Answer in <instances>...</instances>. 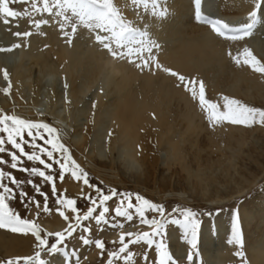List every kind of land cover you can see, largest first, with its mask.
<instances>
[{"label":"bare ground","instance_id":"1","mask_svg":"<svg viewBox=\"0 0 264 264\" xmlns=\"http://www.w3.org/2000/svg\"><path fill=\"white\" fill-rule=\"evenodd\" d=\"M111 1L136 30L137 39L148 46L159 45L152 48L155 61L137 67L141 64L139 59L130 62L128 57L112 56L96 41V32L80 22L71 43L60 41L58 30L51 29L61 17L55 14L54 19L43 24L47 36L32 38L28 44L19 42L15 52L6 58L9 68L0 64V88H8L16 97L12 102L8 99L10 93L0 94V113L14 111L39 120L51 119L63 139L68 138V145L77 151L73 156L92 170L93 163L101 160L111 162L112 166L119 163L134 177L146 175L153 166L150 150H162V165L167 170L177 165L186 172L191 193L209 204H224L248 194L261 180L252 175L249 179L236 171V157L253 150V140L249 139L254 138L259 126L264 132V125L245 127L225 120H209L199 100V82L204 84L205 99L212 98L208 101L218 104L221 110L224 97L264 109V74L243 63L245 58H251L245 52L247 49L264 64V48L260 52L258 46L264 44V39L256 41L259 34L264 38L259 28L262 29L263 22L258 24L264 21V0L258 9L260 21L249 35L227 30L220 35L210 21L217 18L230 28H238L249 22L255 0H201L200 21L195 19L194 0H159L156 12L133 0ZM208 7L216 11L215 18L208 15ZM69 13L70 10L65 14ZM5 28L0 14V41ZM144 55L148 58L147 52ZM173 72L178 75H172ZM179 76H184L185 81H180ZM192 80L197 82L195 97L189 91L191 84L185 87ZM90 93L93 97L86 101ZM260 149L264 152L263 147ZM241 207L240 220L249 233L242 235L248 258L254 264H264V191L257 192ZM232 213L233 210L216 219L215 232L211 222L203 227V253L212 264L225 263L235 255L236 244L228 242L232 237L226 221ZM44 225L48 230L60 231L67 223L56 218L54 223ZM35 246L30 234L0 230V261L29 256ZM68 255V250L63 249L44 261L65 264Z\"/></svg>","mask_w":264,"mask_h":264},{"label":"snow or ice","instance_id":"2","mask_svg":"<svg viewBox=\"0 0 264 264\" xmlns=\"http://www.w3.org/2000/svg\"><path fill=\"white\" fill-rule=\"evenodd\" d=\"M262 0H255L254 10L249 13V22L241 25L238 28H230L227 23H223L220 20L210 21L211 27L220 35H224L225 30L229 32L242 33L249 35L251 30L257 23L258 9L261 5ZM133 3L137 5H143L146 9L151 7L153 12H156L159 7V0H133ZM196 6L195 19L200 21L201 16V0H194ZM34 11H43L52 14L55 8L56 15L64 17L67 21L69 18L65 16V13L70 10L73 16H75L80 23L86 26L93 32H96L95 39L99 42L104 49L108 50L114 57H128L130 62H135V59H139L141 64H137V67H146L149 60L155 61V57L151 56L152 48L159 47L158 44H151L148 46L144 40L137 39L136 30L130 27L124 20L121 13L116 7L113 6L111 0H42V7H38L35 2L32 3ZM27 12V9L25 10ZM0 13L5 17V23H7V17H16L19 15L18 12L14 11L9 7V0H0ZM161 16H164L163 11L160 12ZM36 26L39 27L41 24H46L47 21H36ZM64 27L63 24L60 25ZM99 30V32L97 31ZM76 25H72V33H76ZM100 32L107 33V35H100ZM32 33L24 32L15 33L16 36L28 37ZM65 36L69 37V43L72 42V37L69 36L68 32L64 33ZM145 33H140V36H144ZM151 43V42H149ZM138 45L132 47L131 45ZM115 45V47L113 46ZM18 47V45H16ZM145 52L148 53V58L145 57ZM250 59L245 58L243 63L248 64L256 72L264 74V64H261L254 56L251 55L249 50H245ZM237 63L241 61L237 58ZM157 67H160L157 64ZM170 71V69H165ZM172 75L176 76L177 73L173 72ZM5 78L7 79V72L5 71ZM180 81H185L184 76L178 77ZM189 83L191 87L189 88ZM11 85H9L10 87ZM67 87V84H65ZM185 87L189 88L193 96H196L197 82L192 80L185 83ZM8 88H5V92H8ZM199 100L202 106L205 107V111L208 114L209 120L217 122L225 120L235 125H243L245 127H251L253 124L264 125V109L257 107H249L242 104L240 101L224 97L225 104L224 109L221 110L219 105L205 99L204 84L199 82ZM95 106V105H94ZM10 145L11 150L5 147ZM26 147L30 151H26ZM7 153L11 158L10 168L13 170H19L24 173H28L32 177H39L43 182H47L51 185L52 195L56 198V203L67 207L73 214L75 223L69 221V216L65 214L61 208H57L59 215L68 222V227L63 231H57L55 233H45V236L41 235L42 229L34 223L33 220L24 218L22 219L19 212L10 206V202H15L17 199L22 204L35 203L39 208V201L35 200L34 196H30L27 191L24 190V185L31 186L37 195H40L44 199L45 212L49 211L48 205V193L43 192L41 185L34 182L32 179L27 181L18 180L12 171H5L3 167H0V228H9L12 232H26L31 231L37 241V248L34 256L16 257L7 261V264H46V261L40 259L41 251H48L49 253L56 251H63L59 245L63 244L67 239L71 238L73 233L77 229L83 227L82 221H87L89 218H93L97 224L101 221L106 220V213L109 212L107 202L113 200L114 197H120L119 203L114 208L115 216L126 217L127 220L133 219V214L130 209L139 216L140 223L146 224L152 227L151 232L143 233H126L121 234L119 243L121 247L118 251L108 252V264H113V259H122L127 264L133 257V253L128 251L130 244H138L140 242L145 243L149 249L155 245L156 252V264H176L173 260L171 253L167 249V245L163 243V240L159 241L156 237H162L163 232V221L152 217H147L148 211L158 212L160 217L165 216V209L162 205L153 203L152 201L144 198L143 196L133 194L131 192H117L116 189H111L108 192L102 187L96 184L90 183L88 173L84 171L73 159L70 154L69 148L61 142L59 137V131L57 128L51 126L47 122L34 121L30 119H23L16 115H8L0 113V154ZM19 153V155H18ZM22 157L26 158L29 162H38L42 167H19L23 161ZM8 161L0 156V165H6ZM54 165L58 166L59 169V180L65 179V173H70L71 176L77 180L83 181V184L88 186L95 192V196L91 193L84 196V199L90 203L87 210L81 215L80 208L77 207V201L72 198H67L61 193L57 196L56 179L54 174ZM7 181V182H6ZM9 182L12 185L9 186ZM133 196L135 197L136 203L132 202ZM125 200L127 204L125 206ZM100 208V212L97 216L93 217V213L96 209ZM172 212H178L182 219L173 218L167 223L174 225H181L185 230H190L192 239L189 241L191 248L196 249V234L200 226V221L196 218L197 213L191 208L184 209H172ZM211 213H209L210 215ZM85 233L90 231V228L83 227ZM47 236H55L56 242L52 243L48 247ZM125 236L135 237V239H129L125 242ZM82 242L87 245L92 243L87 236H81ZM229 243H235L243 247V238L240 231L239 225L234 221L232 227V239ZM95 246L101 250L103 254L105 244L102 240H95ZM127 255L121 256L126 253ZM194 252L190 251L188 254V261H193ZM239 255V253H237ZM67 255V254H66ZM76 256V253H72ZM147 258V253H145ZM78 259V257H77Z\"/></svg>","mask_w":264,"mask_h":264},{"label":"rangeland","instance_id":"3","mask_svg":"<svg viewBox=\"0 0 264 264\" xmlns=\"http://www.w3.org/2000/svg\"><path fill=\"white\" fill-rule=\"evenodd\" d=\"M33 2H35L38 7H42V0H9V7L18 12L19 15L16 17H7V23H5L4 15L0 13L6 27L5 33H2L3 39L0 41V64H2L5 69L9 68V66L5 64L7 62L6 58H8V54L15 52V48L19 47V42L28 44L29 40H31L32 38H44L45 36H47L45 33L46 27L43 24L37 27L35 22L47 21L49 20V18L54 19V17L56 16L55 14L57 10L55 8L53 9L52 14L43 11H34L32 8ZM49 2L51 3V0H49ZM26 9L27 12H25ZM69 14H65V16L69 18L67 21L64 19V17H59L55 22L54 28H51L52 30H58V36L61 38L60 41L69 42V37L64 35L65 32L69 33V36L72 37V41L74 39V36L76 35V33H72V25L75 24L77 28L79 26V21L71 13ZM61 24L64 25L63 28L60 27ZM262 30V33L264 34V21ZM17 32H31L32 34L28 37H23L16 36L15 33ZM262 37H264V35ZM262 39L264 38H261V34H259V37L256 41L260 42ZM262 44L263 43L258 45L260 47H258L260 52H263L264 44L263 46ZM16 45H18V47ZM42 50L45 51V47L42 48ZM1 89L2 88H0V94L3 96L7 95V93H3L5 91ZM8 93L11 94L8 95V99L14 102V100L16 99L15 95L12 91H9ZM92 97L93 95L92 93H90L86 96L85 100L90 101ZM210 99L212 100V98L209 97L208 100ZM25 101L29 103L28 100ZM4 114L16 115L23 119L47 122L51 126L54 125L53 121L51 119L48 120L47 118L39 120L33 117H28L26 115H19L14 111ZM53 127L56 128L55 125ZM59 137L61 142L69 148L70 154L72 155L73 159H75L80 167L88 173L90 183L102 187L105 192H108L111 189H116L117 192H131L133 194L138 193L139 195L152 201L153 203L160 204L164 207V217H160L158 212L153 211H148L146 215L150 219L152 217H156L157 219H160L164 222L163 228L161 229V231L163 232V236L156 237L155 239H157L158 241L160 239L163 240V243L167 245V249L171 253L176 264H190L187 259L190 251L195 253L191 264H212L207 260L205 254L203 253V247H206V245L202 242L203 227L207 222H211V229L213 232H215L216 219L218 217L224 216L225 214H228L231 210H233L231 218L229 219L228 217V219L226 220L227 222H229L231 237L234 221L238 223L242 235L249 236L248 229L245 230L246 224H243V222L240 220L242 216L241 206L244 205V203L246 204V202H249L257 192L264 191V152H262L260 149V147L264 148V132L261 131L260 126L257 130L254 131V138L249 139L250 141H254H251L250 143L252 147L257 149L255 150L253 148L252 150L251 148L249 151H246V153H243L245 155H243L242 153L239 154L236 157L235 162L236 171L245 174V176H247V178L249 179H252L254 176H259V179L261 180L260 184L254 187L255 189L253 188L252 190H250L248 194L232 200V203L226 202L224 204L216 205L209 204V201H207L206 199H202L200 195H196L193 192L191 193V186H189V184H186L189 183L186 177L187 174L186 172L182 171L177 165H173L170 170H167L162 165L160 159V155L163 153L162 150H150L149 153L152 155L151 163L153 166L149 168V171H146V175H138L134 177L133 174L127 173V171H125V169L119 163H117L116 166H112V163L109 161L103 162L101 160H97L93 163L94 170H92L90 167L86 166L85 163H81L75 156H73V154L77 151H75L74 148H71L68 145V138L66 140L63 139L60 133ZM5 147L11 150L10 145L6 144ZM138 147L142 149V145L139 144ZM26 151H30V149L26 147ZM249 152L250 154H248ZM257 155H259L260 157H257ZM0 156H3V158L8 161V164L0 165V167H3L5 171H12L18 180H34L35 183L41 185L43 192L48 193L49 211L45 212L43 210V197L37 195L35 193V190L31 186L27 185V183H25L24 190L27 191L30 196H34L35 200L39 201V208L35 203H28L26 205L22 204L19 199H17L15 202H10V206L13 207L17 212H19L22 219L27 218L33 220L34 223H36L42 229V236H45V233L57 232L46 229L44 225L45 222L54 223L56 218L64 221V219L59 215L57 208H61V210H63L65 214L69 216V221L75 223V220L73 219L74 214L67 207L58 205L56 203V198L52 195L51 185L49 183L43 182L39 177H32L28 173L11 169L10 156H8L7 153L0 154ZM227 157H229V154L227 155ZM249 158L250 160H248ZM22 161L23 163L19 167H42L38 164V162H29L26 160V158L23 157ZM255 162L257 166H255ZM242 169L244 170V172ZM54 170V172H51L49 174H54L57 177V196L63 193L65 197L75 199L77 201V207L80 208V213L82 215L87 210V207L90 206V203L84 199V196L89 193L95 196V192L88 186L84 185L82 180H75L71 176V174L67 172L65 173V179L63 181H60L58 178V166L54 165ZM232 172L235 173V170L232 169ZM247 172H249V176L252 175L253 177H249ZM9 186H12L10 182ZM173 191L176 192L175 195ZM160 195H163V197H160ZM119 199L120 197H114L113 200L107 202L109 212L106 213L105 221H101L99 224H97L93 218H89V220L87 221H82L81 223L83 227L90 228V231L85 233L83 227H81L77 229L75 233H73L71 238L67 239L63 244L59 245L60 248L67 249L69 253L65 264H108V252L118 251V249L121 247L119 243L121 234H126L129 232L143 233L152 231L151 226L140 223V218L133 209L129 210L133 214V219L131 221L127 220L126 217L115 216L114 208L119 203ZM132 202L134 204L136 203L134 196L132 198ZM126 204L127 201L125 200V206ZM174 208H191L194 212L197 213L196 218L200 221V226L196 234V249H192L189 243V241L192 239L190 230H185V228L181 225L167 223V221L173 218L182 219V216L178 212H172V209ZM100 210V208H97L96 212L93 213V217L97 216ZM209 213L211 214L209 215ZM66 223L67 225L60 231H63L68 227V222ZM132 227L135 229H131ZM0 230L12 232L9 228H0ZM18 233H22V235L30 234L34 238V242L36 245L34 251L36 252L40 250L37 248V241L31 231ZM81 236H87L88 239L92 241V243L85 245L80 239ZM170 237L173 239V242L171 241ZM45 238L48 240V247H50L52 243L56 242L55 236H47ZM97 239L102 240L105 244L103 254L101 253V250L95 246V240ZM129 239H135V237L125 236V242H127ZM178 243H180L179 246L174 247V245H177ZM34 251L29 256H34ZM128 251H131L133 253V257L130 261L127 262V264H156L155 245H153V247L149 249L148 246L143 242H140L138 244H130ZM56 252L49 253L46 250L41 251L40 259L48 260ZM73 252L76 253V256L72 255ZM145 253H147V258H145ZM233 253L235 255L231 259H227L225 263L222 262V264H254L248 258L245 241H243V247L236 244V248H234ZM237 253H239V255ZM124 255H127V252L121 254V256ZM15 258H5L4 260L0 261V264H7V261ZM113 264H125V261L122 259H113Z\"/></svg>","mask_w":264,"mask_h":264}]
</instances>
